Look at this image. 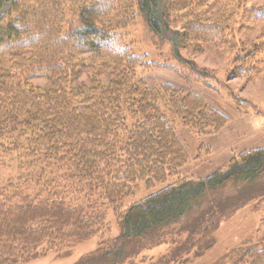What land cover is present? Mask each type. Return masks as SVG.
Returning <instances> with one entry per match:
<instances>
[{"label":"trees","instance_id":"1","mask_svg":"<svg viewBox=\"0 0 264 264\" xmlns=\"http://www.w3.org/2000/svg\"><path fill=\"white\" fill-rule=\"evenodd\" d=\"M125 1L0 0V167H20L17 183L0 188V264H26L48 245L105 242L110 231L103 207L115 210L121 232L106 254L88 264L112 257V264H122L144 240L158 239L193 215L202 197L231 189L233 206L213 204L189 230L208 235L219 229L221 214L244 207L254 195L248 185L264 177V149L241 155L228 171L206 180L180 175L188 154L176 123L202 135L218 132L228 118L200 96L170 84L152 86L144 71L156 63L122 45L112 21L129 20V8L135 10L157 40L171 45L178 62L205 77L216 74L198 69L183 52L195 56L228 46L231 78L255 81L264 74V4ZM258 29L250 48L242 46V36ZM141 185L159 190L127 204ZM212 242L197 241L179 255L176 250L173 261L201 256ZM218 264H264V232Z\"/></svg>","mask_w":264,"mask_h":264},{"label":"rangeland","instance_id":"2","mask_svg":"<svg viewBox=\"0 0 264 264\" xmlns=\"http://www.w3.org/2000/svg\"><path fill=\"white\" fill-rule=\"evenodd\" d=\"M128 1L129 4L133 3V0ZM251 2L248 1V8H251ZM125 3H127V0ZM252 4L261 6L264 4V0H253ZM258 6L256 8L259 10L260 7ZM130 10L129 8V15L127 16L129 20L119 22L118 20L120 19L112 18V21L115 22V29H117L116 39L122 45L128 46L136 56L146 57L156 63L154 67L144 71L149 83L154 87L170 84L178 90L200 96L206 103L228 118L226 126L218 132L202 135L190 131L188 127L181 123H176L177 136L185 146L188 154V163L180 170V175L194 181L206 180L220 170L228 171L233 160L237 159L240 161L241 155L254 150L264 149V74L255 79V81L231 78V60L229 58L232 52L229 51L230 47L228 46L219 49L214 48L203 54L196 53L195 56L191 51L190 53L193 56L189 55V51H184L183 56L186 60L196 63L198 69H207L212 71L210 74L214 72L216 75L214 77H205L200 72L196 74L197 72L195 73L190 65L178 62L172 55L171 45L157 40L148 29L144 19L141 16H137L135 10H131V12ZM239 13L237 11L234 15H239ZM72 18L73 16L68 15V19ZM258 32L259 29L255 33L242 36L241 39L244 42H241V45L250 48L251 40L258 35ZM238 39H235V43L238 42ZM83 59L88 60L87 56L83 57ZM100 61H102V58H100ZM91 63L96 64L97 61L89 62V64ZM166 67L168 69H179L181 75L178 76L170 71L171 69H165ZM182 73L194 78H182ZM78 81L80 84L87 82L84 76ZM207 82L216 88L209 87ZM39 83L45 84L44 81ZM86 86L89 87L90 84ZM19 169L20 167L16 163L0 167V188L8 181L17 183L20 173ZM33 173L27 172L30 177ZM23 186L30 188L31 183L23 184ZM248 186H253V197L244 207L238 210L230 209L228 210L230 212L221 214L219 229L208 235H206L204 230L198 234H193L192 230L191 232L189 230L190 227L195 225L196 220L198 221L202 212L210 207L214 210L213 204L224 203L227 206H233L228 197L233 200L236 194L231 189L202 197L200 205L193 215L187 216L183 222L171 228V231L161 232V236L158 239L151 237L146 241L144 240L140 252L131 257V259L129 257V260L127 259L123 263L218 264L229 252L248 242H256L264 232V193L256 194L258 193L257 191L264 189V177L260 179L259 184L254 183V185L250 184ZM158 188L155 190L157 191ZM237 188H240V186L234 189ZM28 190L24 191V193L29 192ZM30 191L33 190L30 189ZM154 192L144 189L143 185H141L135 197L129 199L126 203L131 204L141 201L143 197ZM119 210H121V207L118 208ZM102 214L106 217L105 227L110 231L109 234L106 232L105 242H103V238L99 237L85 242L80 241L76 244L68 242L61 247L48 245L40 250L39 257L30 260L26 264H88L91 258L106 254L107 249L113 244L115 238L120 235L121 227L116 220L115 210L103 207ZM212 239H215V244L203 255L191 256L188 262H182L187 256L176 262L173 261L176 250H180L176 254L179 255V253L185 252L184 249L193 247L197 241H200V245L205 246L206 243L212 244ZM134 253L131 252V254ZM113 259L112 257L107 262L105 260L100 262L112 264Z\"/></svg>","mask_w":264,"mask_h":264}]
</instances>
